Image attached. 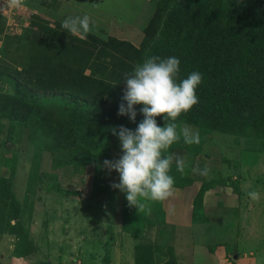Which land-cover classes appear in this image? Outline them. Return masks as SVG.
Wrapping results in <instances>:
<instances>
[{"label":"rangeland","instance_id":"rangeland-1","mask_svg":"<svg viewBox=\"0 0 264 264\" xmlns=\"http://www.w3.org/2000/svg\"><path fill=\"white\" fill-rule=\"evenodd\" d=\"M39 1L23 0L10 13V0H0V12L8 11L0 13L3 25L17 15L10 33L0 35V64L25 58L34 14L51 26L87 15L89 34L138 46L156 7V0H49V7ZM116 90L104 87L95 115L82 100L52 94L58 97L43 102L47 113L33 121L35 145L30 128L0 118V177L12 182L0 264L11 257L24 264H164L168 255L176 264H264V121L256 133L178 122V133L185 126L199 131L200 143L187 145L181 136L166 150L185 161L184 174L175 162L169 171L174 196L162 202L141 198L146 208L137 210L110 186L119 173L101 167L122 154L118 136L108 135L120 124H104L119 117L122 102L111 99ZM0 92H12L6 81ZM51 151L68 163L56 166ZM197 164L207 165L210 174H193ZM250 191L259 199L253 201Z\"/></svg>","mask_w":264,"mask_h":264},{"label":"trees","instance_id":"trees-1","mask_svg":"<svg viewBox=\"0 0 264 264\" xmlns=\"http://www.w3.org/2000/svg\"><path fill=\"white\" fill-rule=\"evenodd\" d=\"M39 4L49 7L50 1ZM32 23L35 31L27 38L25 58L0 64V82L6 81L12 89L9 94L0 92V118L30 128L34 145L33 121L47 113L43 102L52 94L60 93L77 104L84 101L93 115L104 104L101 92L106 86L118 88L112 100L126 103L120 90L125 87L123 73L152 55L178 57L180 78L192 71L203 74L196 89L199 102L181 113L176 124L189 122L201 129L236 133L249 128L256 133L264 121V0H156L138 46L92 34L79 39L59 22L51 26L35 14ZM2 29L0 16V35ZM135 107L136 123L119 116L104 124L116 122L135 129L143 119L142 105ZM156 119L158 126L164 125L163 116ZM108 135H113L111 129ZM53 153L56 166L68 163L67 159L58 162ZM11 183L10 177H0V233ZM164 264H176L175 258L168 255Z\"/></svg>","mask_w":264,"mask_h":264},{"label":"clouds","instance_id":"clouds-1","mask_svg":"<svg viewBox=\"0 0 264 264\" xmlns=\"http://www.w3.org/2000/svg\"><path fill=\"white\" fill-rule=\"evenodd\" d=\"M11 5L22 7L23 0H11ZM90 25L87 15L68 16L61 28L73 37L86 39L93 32ZM180 63L176 56L152 55L123 73L122 100L126 103H120L117 115L127 116L136 123L138 110L135 106L142 105L139 114L143 119L135 129L124 125L111 128L112 134L119 138L122 154L115 160L105 159L101 167L109 173H119V182L113 181L110 186L124 193L128 206L137 210L146 208L141 198L162 202L174 196V177L169 171L175 162L176 170L184 174L185 161L182 156L166 150L181 136L187 145L200 143L199 131L185 126L178 133L175 121L199 102L196 89L202 83L203 74L192 71L186 78H180ZM159 116H163V126H158L156 117ZM210 171L207 165L201 168L197 164L192 169L193 174L203 177ZM246 194L253 201L259 199L255 191Z\"/></svg>","mask_w":264,"mask_h":264},{"label":"built area","instance_id":"built-area-1","mask_svg":"<svg viewBox=\"0 0 264 264\" xmlns=\"http://www.w3.org/2000/svg\"><path fill=\"white\" fill-rule=\"evenodd\" d=\"M6 1L7 0H3V2H6ZM10 2H11V0H10ZM12 7H13V5H11V3H10V9L8 10L9 12L12 10ZM2 11H3V14L0 12L2 15H4L5 11H6V13L8 12L7 11V8H4ZM15 16H17L15 13L12 14L11 19L10 20H7L6 23H5V25H3V29H2V33H1L2 36L8 35L10 33V31H11L12 25H14V26L16 25L15 24V21H14Z\"/></svg>","mask_w":264,"mask_h":264},{"label":"crops","instance_id":"crops-1","mask_svg":"<svg viewBox=\"0 0 264 264\" xmlns=\"http://www.w3.org/2000/svg\"><path fill=\"white\" fill-rule=\"evenodd\" d=\"M5 235H7V234H5V233H1L0 234V238L1 239H5ZM13 258V259H12ZM11 259V262L9 263V264H21V263H23V262H21L18 258H15V257H11L10 258ZM24 263H27V262H24ZM23 263V264H24Z\"/></svg>","mask_w":264,"mask_h":264}]
</instances>
